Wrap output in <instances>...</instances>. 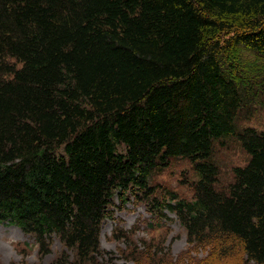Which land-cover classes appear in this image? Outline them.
<instances>
[{
  "label": "trees",
  "instance_id": "16d2710c",
  "mask_svg": "<svg viewBox=\"0 0 264 264\" xmlns=\"http://www.w3.org/2000/svg\"><path fill=\"white\" fill-rule=\"evenodd\" d=\"M237 47L264 60V0H0V224L42 257L58 239L66 264H116L101 229L136 194L204 256L175 264H264V131L239 124ZM231 140L249 160L221 186L215 150ZM173 160L192 165L193 198L157 201L151 177ZM122 257L174 264L157 247Z\"/></svg>",
  "mask_w": 264,
  "mask_h": 264
},
{
  "label": "rangeland",
  "instance_id": "374dc122",
  "mask_svg": "<svg viewBox=\"0 0 264 264\" xmlns=\"http://www.w3.org/2000/svg\"><path fill=\"white\" fill-rule=\"evenodd\" d=\"M226 39L227 36H224L223 40ZM225 54L224 61H226L227 71L241 82V85H244L251 98V103H248V114L239 124L241 126L246 124L259 131H264V60L246 47L228 49ZM214 158L219 166L218 184L221 186L231 182L235 167L244 166L249 160L248 155L233 140L216 148ZM196 178V173L188 161L173 160L166 169L153 174L150 182L153 190L149 193H153L157 201L164 199L161 193L167 194L166 201H171L173 195L192 199L191 183ZM135 195L126 196V201L117 199L116 221H105L101 229L102 248L116 255V264H133L129 261L130 258H123L122 254L129 257L133 249L144 250L147 247H157L158 251H163L169 261L174 264L178 262L177 260H184L189 256L194 259L204 257L202 255L193 256L187 252L189 249L187 233L179 224L176 215L164 212L168 218L165 224H161L159 222L162 217L153 214L152 207L148 205L147 196L139 199ZM151 201H154L153 197ZM159 225L163 226L157 229ZM151 227L157 230L151 231ZM116 229H123V231L135 229L138 233L133 236L131 243H127L116 237L114 232ZM26 243H29L32 249L26 250L23 246ZM69 255L71 252L65 250L63 244L56 239L51 246L50 254L42 257L37 253L33 240L26 236L19 227L8 224L0 225V264H66L65 259L69 258ZM159 260L160 257L155 258V261ZM151 261L154 259L148 262ZM231 264L234 263L231 262Z\"/></svg>",
  "mask_w": 264,
  "mask_h": 264
}]
</instances>
